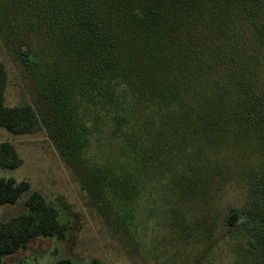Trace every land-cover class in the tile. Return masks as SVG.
I'll return each mask as SVG.
<instances>
[{"label":"trees","instance_id":"1","mask_svg":"<svg viewBox=\"0 0 264 264\" xmlns=\"http://www.w3.org/2000/svg\"><path fill=\"white\" fill-rule=\"evenodd\" d=\"M5 1L4 15L15 11L19 29L48 36L37 55L57 131L44 122L84 191L116 212L119 228L130 225L131 169L166 166L161 157L168 163V146L178 142L175 170L197 207L179 228L185 242L211 238V225L188 223L200 200L231 179L245 182L249 201L243 212L230 209L228 225L240 222L235 235L248 264H264V0ZM8 80L0 61V127L37 131L33 104L7 105ZM22 163L14 143H0V167ZM28 191V211L0 221V264L36 237H67L68 223L27 180L0 177V206Z\"/></svg>","mask_w":264,"mask_h":264},{"label":"rangeland","instance_id":"2","mask_svg":"<svg viewBox=\"0 0 264 264\" xmlns=\"http://www.w3.org/2000/svg\"><path fill=\"white\" fill-rule=\"evenodd\" d=\"M5 5L6 1L0 0V61L6 64L9 74L6 103L9 106L33 104L41 117V127L28 134H16L0 127V143L11 141L23 158L22 165L15 169L0 167V177L29 181L31 191L41 192L58 209L60 220L68 223L69 230L64 240L36 237L26 249L6 256L4 264H55L63 258H70L75 264H88L93 258L106 264L253 262L240 246L239 240L244 238L241 234L239 238L235 235L240 222L236 227L228 225L230 209L243 212L249 201L245 182L231 179L215 192L210 190L206 202L200 200L198 215L188 223L198 229L206 223L211 225V238L202 235L200 239L185 242L179 228L197 207L189 203L188 195L181 188L180 172L175 170L180 162L178 142L168 146L171 148L168 163H165L166 156L161 157L160 162L166 166L152 165L139 173L131 169L130 225L126 232L119 228L121 220L116 212L103 209L93 194L84 191L81 179L54 138H50L49 126L44 122L49 121L55 128L52 132L57 131L53 109L44 94V66L37 55L46 51L48 36H35L24 28L19 29L18 19H10L16 12L5 16ZM28 48L30 53L26 56L24 52ZM111 149L112 146H107L104 155ZM29 193L24 192L14 204L1 205L0 221L27 212L25 201ZM180 210L182 214L178 216Z\"/></svg>","mask_w":264,"mask_h":264}]
</instances>
